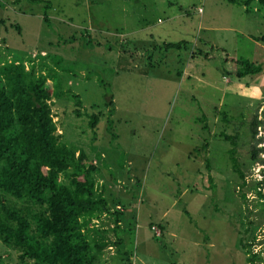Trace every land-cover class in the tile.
<instances>
[{"label": "rangeland", "instance_id": "1", "mask_svg": "<svg viewBox=\"0 0 264 264\" xmlns=\"http://www.w3.org/2000/svg\"><path fill=\"white\" fill-rule=\"evenodd\" d=\"M263 37L259 0H0V56L54 85L57 133L101 172L109 211L85 233L108 231L102 264H124L118 237L132 264H264ZM238 59L263 70L238 78Z\"/></svg>", "mask_w": 264, "mask_h": 264}, {"label": "trees", "instance_id": "2", "mask_svg": "<svg viewBox=\"0 0 264 264\" xmlns=\"http://www.w3.org/2000/svg\"><path fill=\"white\" fill-rule=\"evenodd\" d=\"M252 1L231 0L244 6ZM259 2L264 5V0ZM187 43H167L164 48L180 50ZM199 55L212 58L201 50ZM16 58L15 62H7L5 55L0 56V242L18 255L20 263L102 264L101 255L111 246L108 231L94 230L95 236L85 233L90 232L94 220L109 211L106 197L96 189L99 168L89 162L85 151L66 144L57 133L49 103L58 97L54 85L44 76L25 71L22 58ZM152 58L148 57L146 63L150 68L155 67ZM235 63L238 78L263 70L262 65L248 60L238 59ZM56 64L59 66L60 60ZM105 95V105L114 106L112 94ZM71 96L76 106H81L80 97L74 93ZM98 119L99 115H90L91 129H95ZM241 127L240 133L235 128L225 140L232 147V168L244 178L236 155L239 136H243ZM251 153L253 156L254 151ZM113 246L123 252L124 264H132L123 239L118 237Z\"/></svg>", "mask_w": 264, "mask_h": 264}, {"label": "crops", "instance_id": "3", "mask_svg": "<svg viewBox=\"0 0 264 264\" xmlns=\"http://www.w3.org/2000/svg\"><path fill=\"white\" fill-rule=\"evenodd\" d=\"M193 59V58H192ZM208 151H209V149H207ZM191 151L189 152V154H188V159L190 160L191 159ZM99 173H101V172H99ZM184 194H185V192H183L179 197H178V200H180L183 196H184ZM164 216H166V213L164 214ZM163 216V217H164ZM166 226H167V222H166Z\"/></svg>", "mask_w": 264, "mask_h": 264}]
</instances>
